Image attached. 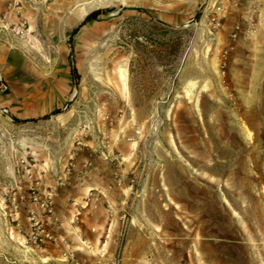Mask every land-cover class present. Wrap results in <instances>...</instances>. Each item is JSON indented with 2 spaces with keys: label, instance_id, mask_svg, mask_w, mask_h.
<instances>
[{
  "label": "rangeland",
  "instance_id": "rangeland-1",
  "mask_svg": "<svg viewBox=\"0 0 264 264\" xmlns=\"http://www.w3.org/2000/svg\"><path fill=\"white\" fill-rule=\"evenodd\" d=\"M25 2L11 46L64 93L35 118L0 104V264H264V0L177 26Z\"/></svg>",
  "mask_w": 264,
  "mask_h": 264
},
{
  "label": "crops",
  "instance_id": "crops-1",
  "mask_svg": "<svg viewBox=\"0 0 264 264\" xmlns=\"http://www.w3.org/2000/svg\"><path fill=\"white\" fill-rule=\"evenodd\" d=\"M16 1L0 0V25L9 29L0 33V76L7 86L4 90L0 89V99H3L0 104L7 110L9 115L35 118L57 106V103L63 97L64 88L60 87L61 89L55 90V92L51 86L43 90L39 88L34 90L31 81L26 80L28 76H32L27 70L28 62L25 58H20V50L13 48L10 40H12L13 44V39L15 38H13L12 29L15 26L12 27V25H17L20 19L27 21L30 10L27 8L25 0H18L17 4ZM124 1L128 13L142 14L145 13L143 11L145 9L150 14L160 16L158 17L159 19L170 25L177 26L184 22V14L189 11L187 9L195 6L198 0ZM151 1H154V3ZM160 5H163L162 8H160ZM35 77H37V74H35ZM21 95H24L25 98L21 97Z\"/></svg>",
  "mask_w": 264,
  "mask_h": 264
},
{
  "label": "trees",
  "instance_id": "trees-1",
  "mask_svg": "<svg viewBox=\"0 0 264 264\" xmlns=\"http://www.w3.org/2000/svg\"><path fill=\"white\" fill-rule=\"evenodd\" d=\"M113 8L112 7H101V8H96L95 10H93L92 12L86 14L84 16V18L82 19V22H81V25L86 23L88 20L90 19H97V15L99 14H105V13H108L110 10H112ZM78 28L77 27H74L71 32L73 31H76ZM74 72V70H72Z\"/></svg>",
  "mask_w": 264,
  "mask_h": 264
},
{
  "label": "built area",
  "instance_id": "built-area-1",
  "mask_svg": "<svg viewBox=\"0 0 264 264\" xmlns=\"http://www.w3.org/2000/svg\"><path fill=\"white\" fill-rule=\"evenodd\" d=\"M138 39H140V37H138ZM43 230V229H42ZM36 237V236H35ZM38 238V241H42V239H44V238H51V234L48 232V231H46L45 230V232H44V234H43V237L44 238H42V236H37Z\"/></svg>",
  "mask_w": 264,
  "mask_h": 264
}]
</instances>
